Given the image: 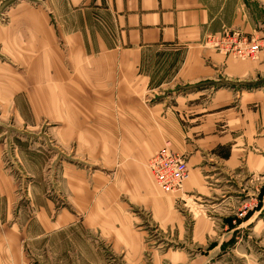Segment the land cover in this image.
Segmentation results:
<instances>
[{
    "label": "crops",
    "instance_id": "crops-1",
    "mask_svg": "<svg viewBox=\"0 0 264 264\" xmlns=\"http://www.w3.org/2000/svg\"><path fill=\"white\" fill-rule=\"evenodd\" d=\"M81 1L85 0H43L42 6L25 3L11 9L10 24L0 25V57L30 66L27 82L36 84L37 94H28L35 103L41 98L43 104L36 115L44 114L45 106L47 112L52 111L50 119L67 120L58 106L65 99L76 107L71 109L76 118L79 111H95L110 118L99 123L106 133L98 136L96 144L111 153L108 162L117 161L112 148L117 146L118 165L108 163L115 171V185L108 187L107 205L116 201L122 214L118 212L114 226L112 220L105 223L106 237L126 264H210L206 258L223 246L212 241L222 240L220 235L225 237L227 232L229 218L224 213L232 209V202L227 203L226 197L237 199L244 179L264 175V93L257 94L255 110L247 111V105L239 111L231 108L234 96L228 88L235 90L240 81L255 77L259 64L220 55L204 48V42L227 26L255 35L264 25L259 18L264 14V0H90L98 7L97 29L94 12L77 7ZM56 3L58 7L52 8ZM47 8L53 11L57 24H52ZM65 18L73 21L71 31L63 27ZM258 32L259 37L264 36ZM67 42L74 55L69 62L64 49ZM166 50L172 56L158 54ZM67 63L73 66L74 76L67 71ZM150 65L155 67L148 70ZM168 67L173 72L164 78L162 68ZM171 82L190 84L185 87V99H177L172 108L154 104V111L162 114V105L167 111L173 109L176 114L169 118L175 127L186 112L188 128L204 134L203 138L197 134L200 139L193 136L192 141L187 135L189 176L182 198L208 204L219 220H191L189 214L179 213L175 203L181 195H163L142 163L150 161L156 150L143 146L158 143L147 136L146 131L155 125L141 115L142 98L153 88L163 91ZM210 88L216 90L212 100L197 102ZM0 93L9 96L3 89ZM114 113L130 116L121 114L122 124L118 125ZM83 124L80 120L81 129ZM117 128L122 132L120 138L110 131ZM100 189L77 192L76 206L83 208L87 200L93 217ZM6 222H0V264H30L24 249L26 233L20 232L17 223ZM94 223L98 226L97 219ZM241 244L236 242L233 250Z\"/></svg>",
    "mask_w": 264,
    "mask_h": 264
},
{
    "label": "rangeland",
    "instance_id": "rangeland-1",
    "mask_svg": "<svg viewBox=\"0 0 264 264\" xmlns=\"http://www.w3.org/2000/svg\"><path fill=\"white\" fill-rule=\"evenodd\" d=\"M28 1L0 0V25L10 24L11 9L25 3L35 7L42 6L43 3V0ZM57 7V3L52 5V8ZM77 7L84 12H94V28L97 29L96 3L85 0L78 2ZM47 11L52 24H57L53 11L49 8ZM260 14L259 18L264 23V14ZM64 21L63 24L61 20L63 27L71 31L73 21L67 18ZM91 27L89 24L90 30ZM257 30L264 32V25ZM258 31L255 30L254 35L253 31L247 33L227 26L220 34H211L204 42V48L215 53L241 62L259 64L255 77L251 76L248 80L240 81L241 85L235 90L226 89L233 93L234 102L231 108L237 111L241 106L245 108L246 105L247 111L248 108L249 111L255 110L257 103H254V100L259 98L262 92L264 93V36L259 37ZM71 46L67 42L64 47L67 62L72 61L74 57ZM158 54L163 57L172 56L167 50ZM158 54L152 56H159ZM178 57L177 55L175 59ZM153 67L155 66L150 65L148 70ZM29 68L27 64L12 63L10 59L0 57V91L2 92L3 89L9 95L2 96L0 93V222L7 221L9 225L17 223L20 232L26 233L24 249L28 251L26 255L30 264H126L120 252L116 251L115 245L106 237L108 230L105 223L112 220L114 226L118 212L122 214L116 201L110 207L107 205L108 187L115 185L113 181L115 171L108 163H112L113 167L118 165L120 156L117 153V146H112L117 161L108 162L107 160L112 157L111 153L105 146L96 144L98 136L106 133V129L98 127L99 123L106 118L110 121V118L107 114L95 111H79V122H77L76 113L71 111L76 107L65 99H61L58 106L60 114L67 116V120L50 119L52 111L47 112L45 106V113L36 115L37 111L43 108V104L41 98H37L38 101L35 103L33 96L29 95L30 91L37 94L36 84L27 82ZM67 71L72 74L75 72L69 63H67ZM172 72V67L162 68L164 78L169 77ZM189 85L183 82L181 84L171 82L163 91L158 92L157 88H153L154 91H149L148 96L142 98L144 106L141 107L143 112L141 115H145L146 120L155 125V129L146 131L147 136H151L150 139L154 138L153 141H158L156 145L143 147H154L156 149L154 155L167 148L186 160V156L189 155L186 151L187 135H191L189 136L191 141L193 136L195 139L198 138L197 134L202 135L200 138L204 137L201 131L193 133L192 129L188 128L190 123L187 121L186 112H182V115L181 112L178 113L181 115L180 124L175 127L169 117L176 112L173 109L170 111L166 109V106L175 107L177 99L181 102L185 99V87ZM215 92L214 88L208 89L204 97H198L197 102L212 100ZM39 95L40 92L36 96ZM161 103L166 104V106L162 105V114L158 109L154 111V104ZM121 114H113L115 124H122ZM80 120L84 123L83 129L80 127ZM120 128L110 130L115 132L116 138L121 136ZM128 136L132 137L130 134ZM173 139L180 145L175 144ZM254 145L263 148L257 143ZM135 147L141 149L140 146ZM103 148L106 150L103 151ZM152 158L150 161H141L151 176L153 174L149 167ZM100 186L102 189L98 188L100 191L96 197L99 200L96 201L99 207L92 217L90 204L88 203V207L86 205L87 200L84 201L83 208L81 204L76 206V194L80 191L90 193L92 188L98 190L97 187ZM157 186L159 187L158 184ZM183 188L184 184L176 192H165L160 189L166 196L181 195L175 203V209L179 213L189 214L191 220L200 217L209 220L218 219L210 211L212 208L208 207V204L200 205L195 199H183ZM241 190L237 199L231 200L230 195L225 199L227 203L232 202L230 209L232 211L224 213L229 218L228 224L226 223V236L220 235L222 240L212 241V244L222 243L223 246L206 258L210 264H264V175L248 176L244 179ZM10 193H12L11 198ZM5 194H8L7 198ZM88 197L90 201L91 195ZM9 199L11 203L7 204L6 200ZM124 200L126 203V199ZM234 203L237 204L236 208ZM125 215L128 217V214ZM94 219H97L98 226L95 225ZM217 227L221 229L220 225ZM118 228H121L120 224ZM236 242L242 244L239 249L233 250ZM166 263H168L167 259Z\"/></svg>",
    "mask_w": 264,
    "mask_h": 264
},
{
    "label": "built area",
    "instance_id": "built-area-1",
    "mask_svg": "<svg viewBox=\"0 0 264 264\" xmlns=\"http://www.w3.org/2000/svg\"><path fill=\"white\" fill-rule=\"evenodd\" d=\"M149 168L155 181L165 192L180 190L189 174L184 157L167 148L154 155Z\"/></svg>",
    "mask_w": 264,
    "mask_h": 264
}]
</instances>
